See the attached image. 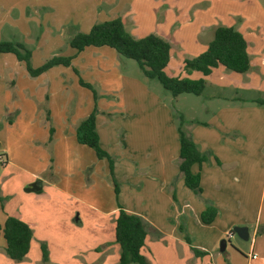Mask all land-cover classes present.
Instances as JSON below:
<instances>
[{"label":"crops","instance_id":"crops-1","mask_svg":"<svg viewBox=\"0 0 264 264\" xmlns=\"http://www.w3.org/2000/svg\"><path fill=\"white\" fill-rule=\"evenodd\" d=\"M10 3L6 8L7 18L14 20L7 32L17 35L20 43L33 50L34 68L54 56L76 55L68 71L76 68L81 77L94 79L96 85L106 89L105 96L111 84L119 83L121 71L117 69L119 58L115 50L87 48L77 54L69 45L75 33H80L73 28H84L88 15L81 18L76 15L74 21L70 17L61 18L59 27L53 28L52 23L47 27L43 22H33L42 7H34L30 0ZM96 12L92 15L93 22ZM103 12L98 11L104 17ZM207 12H202L194 24L187 23L174 31L173 24H168L155 32L172 47L166 68L169 77L180 76L179 69L184 62L180 56L175 67L172 66L174 48L183 47L193 59L205 52L213 40L210 37H214L219 24H214L215 17L206 16ZM45 13V18L58 16L57 11ZM243 17L232 14L227 16L229 22L222 25L235 28L247 40L251 58L249 72L238 74L221 66L209 76L199 72L189 76L192 80L206 81L205 91L198 97L205 98L200 112L208 117H192L188 132L198 149L211 156L208 163L192 168L193 173L201 174V196L186 187L181 175L180 134L171 116L160 105H152L155 107H151L152 112L158 110L160 114V109H164L167 123L163 125L168 128V138L161 140L159 133L158 139L165 149L162 154L150 150L145 154L142 150L133 152L126 145L115 150L119 159L118 179L123 181L117 203L111 179L107 183L101 181L103 184L97 181L98 168L104 163L76 137L79 123L94 110L92 92L80 85L76 73L74 87L68 88L63 71L66 67H55L34 78L14 55H0V113L7 114L10 109L21 111L27 126L25 135H28L24 136L22 162L12 156L6 140L0 138L4 160L0 162L4 167L0 171L3 199L0 202V264H118L121 254L115 237L118 204L128 214L143 219L147 236L142 254L149 264H239L244 252L240 245L245 241L235 233L236 227L248 229V241L252 242L250 254L257 256L251 260L250 255L247 264H264V232L259 234L264 230V107L253 103L264 99V29L253 23L249 15ZM112 19L115 18L107 21ZM209 22L212 26L206 28ZM3 25L4 22L0 23V39L5 41L1 38ZM145 27L146 35H135L136 38L153 33L149 23ZM64 29H69L66 37ZM72 31L75 33L71 34ZM80 88L82 93H77ZM144 90L147 93L140 96L143 101L150 93L145 87ZM103 99L99 105L105 113L97 117L101 146L106 144L104 137H109L106 132L114 126L107 114L116 111ZM129 107L121 105L117 113L125 115L114 121L128 133L124 138L126 143L130 141L129 131L133 126L146 128L148 124L153 129L155 125L161 126L153 119L145 121L139 116L148 107ZM92 166L95 170L86 179L83 172ZM123 167L126 170L121 172ZM36 183L40 189L29 191ZM208 203L218 210V215L212 224L206 225L201 215ZM9 217L26 222L33 230L31 249L22 262L11 260L6 253L3 229ZM224 240L227 247L221 251ZM43 246L48 249V261L44 260ZM193 248L204 254L197 256Z\"/></svg>","mask_w":264,"mask_h":264},{"label":"rangeland","instance_id":"rangeland-1","mask_svg":"<svg viewBox=\"0 0 264 264\" xmlns=\"http://www.w3.org/2000/svg\"><path fill=\"white\" fill-rule=\"evenodd\" d=\"M23 1L24 0H0V14H3L0 16V23L2 24L4 22V25L2 26L4 28L1 38H4L5 41L19 42V37L17 35L12 36L9 32H7L8 25L14 19L11 17L8 20L6 8L10 2V4H13L14 2L23 3ZM31 3L35 5L34 7H42V11L37 17L33 18V22H43L47 27H50L49 23H52L51 27L53 28L55 26L59 27L61 18L67 20V18L70 17L73 19L72 21H74L77 19V16H79L78 18H81L82 15H88V22L85 23L84 28H79V26L73 28L74 31L76 30L80 33H88L95 24L102 23L111 18L120 17L123 19L127 30L134 37L135 35L137 37L146 35L148 30L145 25L147 23H149L150 28L154 30L152 34L156 35V31H161L168 26V24L169 26L170 24H173L174 28H172V31H174L177 27L181 28L187 23L194 24L197 19H200L202 12L206 11H208L206 16L215 17V21L213 23L219 24L218 26H225L222 24L229 22L227 16L234 14L239 16L240 19H243V16L245 15H249L253 23H257L264 29V0H30V4ZM21 7H23V4ZM87 8H89V11H87ZM94 8L96 10H94ZM46 11H57L58 16H47L45 18ZM98 11H104L103 13L106 16H100L101 13H98ZM94 12L97 13V17L93 22L94 16L92 15H94ZM59 15H61V17ZM218 15H223L225 18H221ZM89 22L90 24H88ZM210 23L211 22L206 23L205 27H211L212 25H210ZM33 27L37 26L34 24ZM68 31L69 29H64V37L68 36ZM74 31H72L71 34ZM210 39H213V35H211ZM174 49L172 66L175 67V62L178 61L180 56H182L181 58H183L184 61L192 59V57H190L191 53L183 47L180 46ZM117 57L119 58L117 69L121 71L120 80L119 83L116 82L109 86V91H107L109 93L106 96L104 95L107 94L104 93L106 89L103 88L104 90H102L101 86L99 84L96 85V82L93 81L94 79L91 80L89 78L81 77L82 75H76L79 78H82L84 82L90 83L98 88L99 101L97 105L100 115L105 113L100 109L99 105L100 100H104L103 98L108 101L110 106L112 105L113 110H116L114 113L109 115L107 114V117L110 118V122H113L112 125L114 126L111 127L110 132H106L107 134L109 133V137L106 139L104 137V142H106V144L103 143L101 147L114 161L113 174L121 190L123 187V181L118 179L120 174H117L116 169L119 164V159L114 154L116 149H122L124 145H126V148H130L133 152L142 150V153L145 154L147 150H150L153 153L162 154L165 147L162 146L161 141L158 139V134L160 133L161 140L168 138L166 136L168 128L163 125L167 123L165 121L166 116L164 115V109L171 116L176 129L178 130L179 127H182L183 132L186 134H188L191 130L192 117L202 119L208 117V115L200 112L203 102L205 103V98H199L190 94L173 97L157 80L146 78L135 61L126 59L120 55ZM74 69L76 70V68ZM68 70V68H63L65 74L64 81L68 84L69 88L75 84L73 76L76 72L72 69L71 72ZM170 71L169 73H171ZM67 77H69L68 81L66 80ZM144 87L147 88L150 93L148 99L145 98L143 101L140 96L147 93L144 90ZM82 89L81 91L77 89V93H82ZM209 89H211V87H209ZM152 96L154 98H152ZM121 105L122 108L131 106L129 107L130 109L135 107L140 108V106L148 107L149 109L146 110L145 113H138L139 116H143V120L145 121L146 118L147 121H149L148 118L153 119L152 121L159 123L161 126L155 127V125L154 129L148 124L146 125V128H137L136 126H133V130L129 131L131 134L129 135L130 141L126 143L124 138L126 137L125 134L128 133H125L124 129L120 128L117 124L118 121H116V124L114 122L118 117L125 115L123 112L122 114L117 113ZM152 105H160L158 107H162L164 109H160V114L157 112L158 110L152 112L150 110L151 107H154ZM156 114H159L158 117ZM23 118H25L24 114H22L21 111H15L14 109H10L7 114L0 113V138L6 140L12 156H15L16 159L21 162L23 159V152H21V150H23V145L26 142L24 136H26V138L28 137V135H25L27 126L25 125V120H23ZM171 128L172 125L170 124V129ZM152 129L154 131H152ZM139 132L142 133V136L140 137L138 136ZM132 142H134V144H132ZM1 157L3 156L0 148V159ZM99 161L104 164L102 166L100 165L98 168L100 174H98L99 176L97 181H105L107 183L109 179H111L110 163L107 159H99ZM2 165L3 164L0 163V171L3 172L4 167ZM105 167H107L106 172ZM93 170H95V168L92 166L87 169V171L83 172V176L88 179ZM124 170H126L125 167L121 169V172ZM101 184H103V182H101ZM5 200L8 201V197L5 198ZM235 241L239 244L238 238H236ZM251 243V240L241 243L242 245L240 246L243 248L244 252L240 257L239 264H247L249 256L252 255L250 254Z\"/></svg>","mask_w":264,"mask_h":264},{"label":"trees","instance_id":"trees-1","mask_svg":"<svg viewBox=\"0 0 264 264\" xmlns=\"http://www.w3.org/2000/svg\"><path fill=\"white\" fill-rule=\"evenodd\" d=\"M71 49L77 54L84 52L87 48H110L118 55L133 60L137 63L144 76L148 79L157 80L173 97L184 94L201 96L206 88V81L192 80L189 76L199 72L203 76H209L213 70L224 67L228 71L246 74L250 70L251 58L248 43L244 35L233 27L218 26L214 30L213 40L209 43L207 50L191 60H185L180 66V76L169 77L166 73L171 60V44L157 36L148 35L144 38H135L126 28L122 18L118 17L92 26L88 33H77L69 41ZM14 55L19 62L24 63L31 77H38L55 67L69 68L73 64L76 55L54 56L47 60L39 68L32 65V50L20 42H0V55ZM76 74L79 72L75 70ZM184 76V77H183ZM80 85L90 90L94 95L95 107L92 113L82 120L76 130L77 140L81 145L94 150L98 159H107L110 163L111 181L114 186L116 201L119 203L120 187L114 178V161L104 151L100 144V136L97 131V117L99 91L96 86L86 83L80 78ZM253 103L264 107V99H257ZM180 134V159L179 166L186 187L201 196V174L193 173L195 165L200 167L210 161V154L202 153L192 138L183 132L182 127L178 129ZM53 132V131H52ZM0 202H3L0 185ZM119 215L116 220L115 237L120 245L121 254L118 264H149L143 256L142 251L146 241V228L143 219L137 215H130L119 204ZM218 215V210L210 203L202 213V222L206 225L212 224ZM184 229L181 228V231ZM262 229L259 234H262ZM6 240L7 256L15 261L22 262L31 249L33 230L24 221L9 217L3 229ZM190 244L191 239L186 237ZM44 260L48 261L49 253L46 246L42 247ZM197 256L204 253L193 248Z\"/></svg>","mask_w":264,"mask_h":264},{"label":"water","instance_id":"water-1","mask_svg":"<svg viewBox=\"0 0 264 264\" xmlns=\"http://www.w3.org/2000/svg\"><path fill=\"white\" fill-rule=\"evenodd\" d=\"M39 185L38 183L33 184L30 189H28L29 191H37L39 190ZM235 233L244 241H248L249 238V234H248V229L246 227H236L234 229ZM227 247V242L224 240L221 243V251H224Z\"/></svg>","mask_w":264,"mask_h":264},{"label":"built area","instance_id":"built-area-1","mask_svg":"<svg viewBox=\"0 0 264 264\" xmlns=\"http://www.w3.org/2000/svg\"><path fill=\"white\" fill-rule=\"evenodd\" d=\"M0 162H1V163H4L3 158L0 159ZM256 259H257V256L252 255L251 260H256Z\"/></svg>","mask_w":264,"mask_h":264}]
</instances>
